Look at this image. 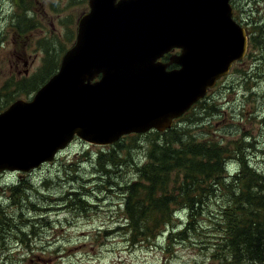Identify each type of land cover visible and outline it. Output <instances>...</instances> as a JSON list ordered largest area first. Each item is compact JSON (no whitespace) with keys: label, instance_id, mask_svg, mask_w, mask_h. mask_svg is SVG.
<instances>
[{"label":"water","instance_id":"water-1","mask_svg":"<svg viewBox=\"0 0 264 264\" xmlns=\"http://www.w3.org/2000/svg\"><path fill=\"white\" fill-rule=\"evenodd\" d=\"M116 1L89 0L57 72L0 112V173L52 162L75 138L108 147L163 133L246 56L231 0Z\"/></svg>","mask_w":264,"mask_h":264},{"label":"trees","instance_id":"trees-1","mask_svg":"<svg viewBox=\"0 0 264 264\" xmlns=\"http://www.w3.org/2000/svg\"><path fill=\"white\" fill-rule=\"evenodd\" d=\"M250 1L231 0L230 4L235 14L244 16L249 32V50L256 45L264 49V21L257 8L264 0H252L257 11L256 19L249 9ZM8 18L17 17L13 13ZM12 23L10 21L9 26L18 34L21 27ZM49 50L46 48L45 54ZM63 53L64 48L56 59ZM259 60L264 62V55ZM57 67L58 63L56 67L47 66L43 58L42 69L36 77L19 81L11 78L5 82L0 86V112L22 92H35L42 87ZM248 78V72H242V79ZM208 109L217 113L221 120L226 118L225 125L234 124V117H227L224 109L212 105ZM174 125L163 133L149 132V145L133 148L142 149L138 163L131 164L128 160L131 149L127 150L128 157H119V152L124 149L122 141L129 136L111 146L100 147L95 156L100 169L93 166L96 172L93 171L92 175L96 178L89 179L94 186L92 195L97 196L93 190H101L104 186L120 191L121 223L118 230L122 231L124 244L134 246L141 243L144 246L163 237V251L173 257L171 252L175 245L194 237L208 245V258L218 264H264V172L251 166L247 160L245 152L251 144L241 137L224 139L225 135L208 131L190 133V129L174 128ZM139 136L142 135L135 137ZM79 166V163L66 165L70 170L65 172L77 176ZM128 171L136 175L135 180H124ZM28 173H22L24 179L18 175L9 185L0 188V240H8L9 246L2 258L10 256L12 238L16 239L15 244L22 243L25 247L38 232L35 225L41 220L28 218V214L35 209L32 197L38 195L37 189L41 187L36 186L30 175H26ZM116 175L118 178L114 180ZM71 179L77 181L75 176ZM50 183L42 179V189ZM80 188L82 190V186ZM75 191L70 188L69 194L60 197L63 200L60 202L80 207L77 196L70 194ZM14 207L12 215L10 210ZM5 232L7 236L4 237ZM0 250L4 251L2 244Z\"/></svg>","mask_w":264,"mask_h":264},{"label":"rangeland","instance_id":"rangeland-1","mask_svg":"<svg viewBox=\"0 0 264 264\" xmlns=\"http://www.w3.org/2000/svg\"><path fill=\"white\" fill-rule=\"evenodd\" d=\"M22 1L26 10L16 8L20 0H0V86L11 78L19 81L36 77L42 69L43 58L47 66L52 64L56 67L58 53L63 48L66 50L73 40L75 20L86 11L85 0H56L57 3L54 0ZM257 8L264 21V1ZM249 9L256 19L257 11L252 0ZM13 13L17 18L9 20L8 16ZM32 15L35 18L33 24L20 22V19H31ZM235 16L246 28L243 14L241 17ZM10 21L12 25L21 27L18 34L9 26ZM249 23L254 26L252 22ZM246 31L249 37L248 29ZM44 48H49V53L45 54ZM262 55L264 49L259 45L251 46L250 50L248 48L243 63L235 65L228 73L227 80L220 82L221 85L219 83L201 104L194 105L176 122L174 128H187L190 133L197 134L217 132L225 135L224 139L241 137L251 144L245 152L249 164L264 172V62L259 60ZM24 60L31 63L29 76L22 71ZM242 72H248L249 78L242 79ZM36 92H22L12 102L7 101L9 104L6 108L17 100L31 101ZM210 105L224 109L227 117L233 116L234 124L225 125L226 118L221 120L217 113L208 109ZM149 134L125 138L122 141L124 149L119 152L120 159L128 157L130 154L127 150L131 149L128 160L131 164L138 163L142 149L133 148L148 146ZM99 148L80 140L73 141L52 162L26 174L30 175L36 186L41 187L37 189L38 195L32 197L35 209L28 214V218L41 220L35 225L38 232L25 247L22 243L15 244L16 239L12 238L10 256L1 257L8 252V245L4 251L0 250V264H218L208 258V245L194 237L184 244L175 245L171 252L173 257L164 253L163 237L144 246L141 243L134 246L124 244L125 238L118 230L121 223L118 209L120 191H112L104 186L101 190L95 188L93 191L97 196L92 195L94 186L89 179L96 178L92 175L96 172L93 166L100 169L95 161ZM75 163L80 165L76 170L77 176L67 174L65 170L70 168L65 166ZM18 175L22 173H0V188L9 185ZM72 176L77 181H73ZM117 178V175L114 176V180ZM42 179L51 181L43 189ZM135 179L136 175L130 171L124 175L126 181ZM72 187L77 191L70 194L77 196L80 207L76 205L73 208L60 202L63 201L60 197L69 194ZM10 212L13 215L15 207Z\"/></svg>","mask_w":264,"mask_h":264},{"label":"flooded vegetation","instance_id":"flooded-vegetation-1","mask_svg":"<svg viewBox=\"0 0 264 264\" xmlns=\"http://www.w3.org/2000/svg\"><path fill=\"white\" fill-rule=\"evenodd\" d=\"M120 0H117L116 2L118 3ZM53 2H55V3H57V1L56 0H54ZM85 6H86V11L83 13V15L76 21L75 20V31H74V34H73V40H71L72 42L69 44V46H68V48L65 50V52L69 49V48H71L73 45H74V43H75V39H76V34H77V24H78V22H79V20L83 17V16H85L86 14H88L89 13V11H90V7H89V0H85ZM16 8L19 10L20 8H22L23 10H26V8L24 7V5H23V1L22 0H20V2H18L17 4H16ZM233 12H234V10H233ZM244 17V16H243ZM233 18L235 19V21H237L238 23H240L239 21H238V18H237V16H235V13L233 14ZM19 21V20H18ZM20 22H22V23H34L35 22V18H34V16L32 15V17H31V19H20ZM246 22V21H245ZM241 24V23H240ZM242 25V24H241ZM243 26V25H242ZM245 28V27H244ZM246 29H247V27H246ZM180 53V50H178V49H173V50H171L169 53H167L166 55H164V57L161 59V62L162 63H167L168 62V60H169V57L171 56V55H173V54H179ZM63 55H64V53L60 56V58H59V61H58V67L57 68H59V63H60V61H61V59H62V57H63ZM245 58V57H244ZM243 61H244V59H242L240 62H238V63H235L233 66H232V68L235 66V65H238V64H241V63H243ZM30 66H31V63L28 61V60H24L23 61V70L22 71H24V74L25 75H27L28 74V76L30 75ZM177 68V66L176 65H174V64H172V65H170V66H168L167 68H166V70L167 71H170V70H173V69H176ZM39 72V71H38ZM19 73V72H18ZM227 78H228V75L227 76H225V77H223V78H221L220 80H218L217 82H216V85H215V87L213 88V89H211V90H209L208 92H207V94H206V96L202 99V100H204L205 98H207L208 97V95L216 88V86L221 82V83H223V82H225L226 80H227ZM221 83H220V85H221ZM202 100H200V101H198L197 103H195V105L196 104H201L200 102L202 101ZM194 107V106H193ZM192 107V108H193ZM180 118H182V117H180ZM180 118H178L177 120H174V123L175 122H177V121H179L180 120ZM149 133V132H148ZM148 133H145V134H130V135H133V136H136V135H147ZM130 135H127V136H130ZM77 140H79V139H77V138H75L74 139V141H77ZM203 140V139H202ZM6 174V173H5ZM4 237L5 236H7V233L5 232L4 233V235H3ZM2 243L4 244H2V249L3 250H5L6 248H7V241L6 240H2Z\"/></svg>","mask_w":264,"mask_h":264}]
</instances>
